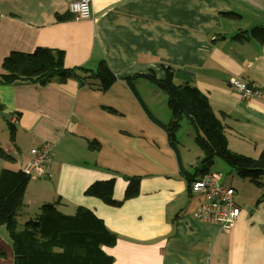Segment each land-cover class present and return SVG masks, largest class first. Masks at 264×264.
<instances>
[{
  "label": "crops",
  "instance_id": "obj_1",
  "mask_svg": "<svg viewBox=\"0 0 264 264\" xmlns=\"http://www.w3.org/2000/svg\"><path fill=\"white\" fill-rule=\"evenodd\" d=\"M72 1L78 0H0V75L11 52L48 48L63 51L68 68L95 71L105 61L118 77L104 92L75 79L0 84V133L15 128L7 150L14 162L1 167L22 170L31 149L53 146L44 176H31L18 227L43 204L65 215L83 207L116 236L103 248L113 264H264V188L249 181L247 199L232 186L241 214L229 232L197 220L202 198L190 193L185 176L196 179L203 158L196 131L184 119L176 153L156 121L171 122L168 97L138 77L163 79L164 69L172 68L177 83L207 96L228 148L258 159L264 99L242 98L230 81L264 87V41L250 36L264 28V0H90L92 16L85 20L69 14ZM127 78H135L141 101ZM112 178L120 205L86 194L90 185ZM131 178H139V189L126 198ZM4 227L0 264H14Z\"/></svg>",
  "mask_w": 264,
  "mask_h": 264
},
{
  "label": "trees",
  "instance_id": "obj_2",
  "mask_svg": "<svg viewBox=\"0 0 264 264\" xmlns=\"http://www.w3.org/2000/svg\"><path fill=\"white\" fill-rule=\"evenodd\" d=\"M250 36L263 42L264 28L253 29ZM2 69V85L33 82L44 86L54 81L65 83L68 79H75L81 86L89 85L104 92L118 80L105 61H102L95 71L68 68L65 66V53L48 48H36L31 53L11 52L4 58ZM164 72L163 79H158L155 75L138 77L148 79L167 95L168 107L172 114L171 122L163 124L155 120L165 130L169 145L175 151L182 120L188 119L195 129V142L203 153L195 176L200 178L209 173L216 159H220L234 169L240 178L250 181L258 188H264V153L258 159H253L232 152L228 148L224 127L214 114L207 96L193 85L177 83L172 68H165ZM134 79L127 78L125 81L141 101L133 85ZM142 105L145 108L143 103ZM9 129L13 141L15 128L10 124ZM90 148H97V143H92ZM0 158L14 162L13 157L1 147ZM185 176L189 182L194 180V177L186 174ZM30 181L31 176L22 170L2 169L0 173V227L5 226L8 231L14 264L114 263L113 258L106 254L103 248L114 244L116 236L107 229L104 221L89 209L80 207L76 214L65 215L55 204H43L39 214L28 220L23 228H19L17 218L24 206V197ZM128 181L126 198H131L138 192L139 178H131ZM114 187V178L98 181L90 185L86 194L117 206L121 201L114 199Z\"/></svg>",
  "mask_w": 264,
  "mask_h": 264
},
{
  "label": "built area",
  "instance_id": "obj_3",
  "mask_svg": "<svg viewBox=\"0 0 264 264\" xmlns=\"http://www.w3.org/2000/svg\"><path fill=\"white\" fill-rule=\"evenodd\" d=\"M69 14L76 20L89 19L92 16L90 0L72 1L68 6ZM232 88L246 100L264 99V87L255 82L246 83L232 78ZM52 144L44 145L30 150L29 159L22 171L30 176L43 177L50 161ZM190 193L200 196L202 203L194 217L204 223L219 225L223 231L229 232L240 218L241 209L235 199V189L223 183V174L210 171L200 178L190 182Z\"/></svg>",
  "mask_w": 264,
  "mask_h": 264
},
{
  "label": "rangeland",
  "instance_id": "obj_4",
  "mask_svg": "<svg viewBox=\"0 0 264 264\" xmlns=\"http://www.w3.org/2000/svg\"><path fill=\"white\" fill-rule=\"evenodd\" d=\"M184 119H186V118H184ZM184 119L181 122V126L184 123ZM191 127H193V126H191ZM7 128H8V130L0 133V147L3 150H5L6 152L9 149V146L11 147V143H10L11 131L9 132V130H10L9 126H7ZM180 130H181V128L179 129L177 136H178ZM198 149H200V148H198ZM194 155H195V153H194ZM0 162L8 163V165H10V166L12 165L11 162H8L6 160H2L1 158H0ZM3 168L4 167H1V163H0V173H1ZM211 171H216V172L222 173L223 177H224V179H223L224 184L227 183V184L233 186L237 190V192L240 193L244 198L250 199L249 189H250V186L252 184L248 180L240 178L237 175V173L235 172V170L230 168L224 161H222L220 159H216L214 165L211 167ZM34 178H35V176H32V179H34ZM227 184H225V185H227ZM31 208H32V206H31ZM23 212L25 213V209H22V211L19 212V214H18L19 222H21L24 218L23 216H21ZM4 228H6V227H4ZM19 228H21V227H19Z\"/></svg>",
  "mask_w": 264,
  "mask_h": 264
},
{
  "label": "water",
  "instance_id": "obj_5",
  "mask_svg": "<svg viewBox=\"0 0 264 264\" xmlns=\"http://www.w3.org/2000/svg\"><path fill=\"white\" fill-rule=\"evenodd\" d=\"M45 179H48V177H46Z\"/></svg>",
  "mask_w": 264,
  "mask_h": 264
}]
</instances>
